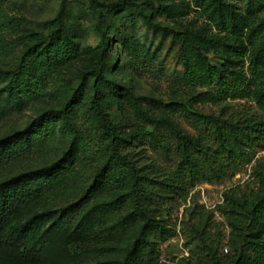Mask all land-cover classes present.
Wrapping results in <instances>:
<instances>
[{"label":"rangeland","instance_id":"1","mask_svg":"<svg viewBox=\"0 0 264 264\" xmlns=\"http://www.w3.org/2000/svg\"><path fill=\"white\" fill-rule=\"evenodd\" d=\"M62 6L60 38L72 40L76 54L51 62L38 86L28 84L15 68L29 41L48 37ZM239 59L246 68L255 59L264 70V0H0V191L22 185L43 196L16 220L17 228L41 216L39 232L51 240L52 264H152L139 241L141 216L127 220L112 240L82 244L73 236L96 206L104 211L99 228L107 231L135 210L132 199L121 208L112 204L131 191L129 178L96 183L108 161L105 126H115L124 138L141 128L163 137L173 148L168 156L150 147L135 150L144 156L141 164L155 161L163 174L174 170V150L181 142L191 146L198 135L188 114L255 112L248 99L228 105L189 99L190 69L206 72ZM97 68L103 74L104 116L91 110V75L69 125L57 114L65 94L77 88L84 71ZM73 127L89 138L90 153L74 140ZM263 158L264 141L226 178L200 181L175 196L163 216L172 234L158 241L160 256L153 264H215L209 249L227 261L234 253L232 228L222 206L228 195L257 188L254 167ZM194 227L205 232V240L194 235Z\"/></svg>","mask_w":264,"mask_h":264},{"label":"trees","instance_id":"2","mask_svg":"<svg viewBox=\"0 0 264 264\" xmlns=\"http://www.w3.org/2000/svg\"><path fill=\"white\" fill-rule=\"evenodd\" d=\"M64 11L62 6L47 38L31 40L25 47L15 73L28 84L38 86L40 78L49 75L51 62L63 63L76 54L75 43L68 38H60ZM107 45L106 34L102 31L103 51H106ZM259 66V62L253 59L246 68V62L239 59L232 66L210 68L206 72L190 69V101L228 105L231 101L248 99L254 102L255 112L188 114L190 119L194 118L198 135L190 141L191 146H187L186 142L177 146L174 150L177 156L175 169L164 174L155 161L141 164L144 156L135 150L138 147H150L168 156L173 148L168 146L163 137L141 128L124 138L117 133L115 126L105 122L106 131L102 137L107 142L105 149L108 161L97 175L96 183L109 177L129 178L131 191L117 197L112 204L121 208L132 199L135 210L122 219L119 226H112L107 231L99 228V218H104V211L102 206H96L90 218L81 222L73 236L82 244L112 240L117 236L119 227L126 226L127 220L134 221L141 216L145 223L139 241L147 250L149 262L156 263L160 256L158 241L172 234L167 220L163 218L167 213L166 205L200 181L211 183L226 178L242 161L248 160L252 151L264 141V70ZM91 75L95 76L91 110L98 117L104 116L99 103L104 82L102 71L100 68L88 69L84 71L77 88L65 94L66 101L57 113L69 125L78 116V103ZM41 121L43 118L31 129H37ZM72 134L74 140L84 146L85 152L90 153L89 138L83 129L73 127ZM254 174L259 182L257 188L239 197L228 195L222 206L232 228L231 248L234 253L224 262L209 249L207 255L215 264H264V158L255 165ZM42 201L43 196L38 189L22 185H11L0 191V264H52L51 240L39 232L41 216L30 218L20 228L16 226V220ZM252 225L254 228L249 231ZM193 233L202 241L205 240V232L198 227L193 228Z\"/></svg>","mask_w":264,"mask_h":264}]
</instances>
